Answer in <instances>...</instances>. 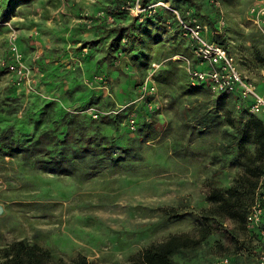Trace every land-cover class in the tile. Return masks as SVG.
<instances>
[{"label": "rangeland", "instance_id": "obj_1", "mask_svg": "<svg viewBox=\"0 0 264 264\" xmlns=\"http://www.w3.org/2000/svg\"><path fill=\"white\" fill-rule=\"evenodd\" d=\"M117 2L118 13L110 9ZM252 4L0 0V108L10 125H24L19 139L32 141L61 112L79 131L85 120L114 118L109 143L68 150L71 160L59 173L38 164V157L46 160L43 148L0 151V249L27 239L54 260L128 264L170 235H205L200 246L175 255L174 264H255L254 230L207 200L211 180L223 190L233 186L253 157L252 139L242 142L244 128L237 127L251 116L234 97L193 84L184 60L193 53L180 25L199 21L208 40L217 25L215 40L224 41L245 78L259 82L264 27L251 20ZM132 18L141 28L137 45L121 40L113 49V35L96 31ZM14 46L22 74L8 67ZM72 139L69 131L65 140ZM256 191L242 195L248 207L263 199V190ZM169 209L179 216L166 217Z\"/></svg>", "mask_w": 264, "mask_h": 264}, {"label": "trees", "instance_id": "obj_2", "mask_svg": "<svg viewBox=\"0 0 264 264\" xmlns=\"http://www.w3.org/2000/svg\"><path fill=\"white\" fill-rule=\"evenodd\" d=\"M153 0H138V4L141 8H146ZM174 7L175 4L188 3L190 0H170ZM121 2H117L116 5L111 6V11L119 12L122 8ZM137 19L132 18L127 25H116L114 28H107L106 26H96V31L108 37L113 35L111 39L112 48L115 49L121 40H125L128 43L139 44L142 40L141 31L136 25ZM102 29V31H100ZM218 32V27L212 28L210 32ZM211 32L210 41L216 42L225 48L224 41H216V37L219 33L213 34ZM114 44V45H113ZM4 108H0V151L6 153H20L27 154L34 149L43 148L44 152H47L46 160H41L38 157V164H42L51 173H59L63 171L64 165L71 158L65 156V152L76 147L82 150H86L92 146V144L107 145L109 136L111 133L107 128L112 126L110 119L102 117L99 121L85 120L86 126L79 131V129L73 128L72 123L69 120L71 117L62 113L58 118H53L50 123H46V127L40 130L37 136L32 141L25 142L20 140L18 134L23 130V124L21 128H15L11 124L7 117H4L7 112ZM13 113V112H12ZM9 113H7L8 115ZM10 115V114H9ZM251 118L248 122L242 124V117L238 119V125L243 126L244 130L241 133L243 137L242 142H248L252 139L254 146V155L248 160L244 168V174L240 176L233 186L223 190L217 186L216 180H211L210 184L212 189L209 191L207 200L213 204H217L224 212L231 213L232 215H238L241 221L246 222V214L248 209L254 203L248 207V204L244 202L242 195H254L257 193V189L261 188L264 192V122L259 117L250 115ZM115 122V120H113ZM69 131H73L74 139L65 140L66 134L69 135ZM17 133V134H16ZM109 149V148H105ZM228 150L224 153L227 154ZM72 157V156H71ZM217 157V156H216ZM261 205L264 209V194L261 195ZM237 210L238 213H236ZM232 211V212H231ZM174 209H169L166 212V217H178ZM264 220V219H263ZM264 227V222L261 227ZM205 236V235H204ZM204 236L201 238H194L185 234H173L167 237L164 241L152 244L138 253L128 264H174L173 257L178 254L184 253L185 249H193L201 245ZM0 264H91L85 256H78L75 260L67 263L63 260H54L50 250L45 249L38 244L31 243L27 239H20L9 243L7 246L0 249Z\"/></svg>", "mask_w": 264, "mask_h": 264}, {"label": "built area", "instance_id": "obj_3", "mask_svg": "<svg viewBox=\"0 0 264 264\" xmlns=\"http://www.w3.org/2000/svg\"><path fill=\"white\" fill-rule=\"evenodd\" d=\"M249 15L253 23L263 30L264 0H253ZM180 25L183 34L190 41L193 53L192 61L188 58L184 59L189 67L193 84L203 85L216 95L234 97L241 106H244L249 115L259 118L264 116V72H262L259 82L245 78L240 73L234 56L230 54L227 48L203 37V34L208 32L206 25L196 20H192L190 23L180 20ZM12 50L15 58L8 67L11 72L22 74L24 67L20 63V55L15 46ZM153 67L157 68L158 65L153 64ZM260 84L263 86L262 95L257 92ZM143 90L146 88L143 87ZM96 116L95 114L94 117ZM263 219V206L255 199L246 214V224L254 230L253 232L260 244L255 264H264V229L261 227Z\"/></svg>", "mask_w": 264, "mask_h": 264}]
</instances>
